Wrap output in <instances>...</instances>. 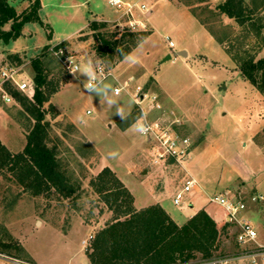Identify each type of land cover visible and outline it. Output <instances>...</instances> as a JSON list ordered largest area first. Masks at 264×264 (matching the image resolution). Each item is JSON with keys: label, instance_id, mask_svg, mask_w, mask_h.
Listing matches in <instances>:
<instances>
[{"label": "rangeland", "instance_id": "obj_1", "mask_svg": "<svg viewBox=\"0 0 264 264\" xmlns=\"http://www.w3.org/2000/svg\"><path fill=\"white\" fill-rule=\"evenodd\" d=\"M145 1L148 11L136 13V18L147 28L135 33L146 38L125 59H104L96 50L91 21L106 23L102 32L128 31L119 25L126 19L107 0H42L44 26L28 23L17 40H0V84L5 67L16 68L21 80L33 79V61H45L48 79L57 89L44 106L45 142L55 150L60 170L73 187L71 194L53 190L36 196L11 174L0 172V264H91L93 237L116 217L92 185L106 167L132 193L137 210L156 204L153 193L170 188L175 192L185 178L193 176L199 190L187 195L189 208L197 206L190 197L206 187L212 197L228 193L243 201L250 221L251 211L264 215V195L257 188L264 177V89L242 73L247 61L264 58V0H245L248 20L244 24L219 12L217 6L224 0ZM12 4L21 13L30 2ZM10 28L11 23L5 26ZM168 36L175 42L173 49ZM61 43L65 54L57 56L51 49ZM183 51L186 55L180 54ZM66 57L80 70L70 72ZM100 63L118 79L111 76L87 91L91 73ZM136 80L142 82L144 92L169 100L161 102L165 118L178 120L174 128L191 140L192 151L182 165H151L145 138L126 129L132 128L140 111L134 105L130 114L126 112L134 101L125 91L116 96L114 88ZM1 94L0 140L19 153L35 120L14 95L6 103ZM226 231L239 230L229 226ZM261 232L264 239V229ZM227 236L223 235L218 254H241L245 246H237ZM259 244L258 233L257 241L246 249L256 250Z\"/></svg>", "mask_w": 264, "mask_h": 264}, {"label": "trees", "instance_id": "obj_2", "mask_svg": "<svg viewBox=\"0 0 264 264\" xmlns=\"http://www.w3.org/2000/svg\"><path fill=\"white\" fill-rule=\"evenodd\" d=\"M13 1L16 0H0V40L6 43L20 38L28 23L45 25L40 15L42 0H25L30 4L21 13L16 11ZM244 3L245 0H224L217 9L222 15L244 24L248 20ZM9 23L11 28L6 30L5 26ZM89 26L95 35L96 50L101 58L111 61L115 56L125 59L146 38L145 34L129 30L121 35L119 32H102L107 27L106 23L95 20ZM209 31L215 37V33ZM48 38L52 40L51 33ZM60 48L64 49V43L55 46V51ZM13 57L20 59L17 54ZM44 62L42 58H37L32 63L33 99L21 95L11 83H5V90L21 102L35 124L27 135L22 152L13 153L0 140V172H8L25 190L36 196L53 190H67L71 194L72 184L60 170L55 150L45 142L48 135L44 106L57 89L48 79L49 72ZM242 73L256 87L264 89V58L257 62L247 61ZM92 185L116 217L113 223L93 237L88 254L91 264H192L232 256L218 254L222 237L228 235L226 230L230 225L225 224L220 229L205 210H200L182 226L159 204L137 210L132 193L108 167L92 181ZM236 236L237 233L227 237L236 240Z\"/></svg>", "mask_w": 264, "mask_h": 264}, {"label": "built area", "instance_id": "obj_3", "mask_svg": "<svg viewBox=\"0 0 264 264\" xmlns=\"http://www.w3.org/2000/svg\"><path fill=\"white\" fill-rule=\"evenodd\" d=\"M170 1V0H165ZM107 2L118 11L121 12V18L126 19L120 21L119 25L128 28L131 32H140L147 28V24L136 18V13H146L149 9L148 3L143 0L140 3H132L124 0H107ZM169 47L173 49L176 45L171 37H166ZM51 51L57 56H63L65 50L60 48L55 51V47ZM67 61V62H66ZM65 64L70 72L75 73L80 70L78 65L69 62L68 57L65 58ZM21 73L14 67H5L1 72L0 93L2 99L6 103H11L13 97L5 90V83H11L17 90L30 98H33L35 84L31 77L21 80ZM113 74L105 68L103 64H98L91 73V77L86 84L87 91L99 86ZM132 84L129 82L119 83L114 88V94L120 96L124 91L129 92ZM135 103L139 108V115L133 122L132 127L136 133L145 138L149 145L151 165L159 164H183V161L189 157L192 151L191 140L181 136L174 128L179 121H170L165 118L163 105L157 95L144 92L143 86H137L133 93ZM148 101V102H147ZM145 104V106H144ZM90 114L91 111H88ZM199 190V182L193 176L184 179L183 186L177 190L174 196V203L179 207H188L185 199L187 195L195 193ZM262 198V197H260ZM211 202L221 206L225 212V223L232 227L238 228L236 241L238 245L245 246L243 252L239 255H232L220 258H214L203 262H194L192 264H232L237 260H248L249 264H264V245H260L256 250L246 249L249 244L257 241L258 232L254 228L252 222L245 216L247 210L246 204L238 200L234 195L219 194L211 198ZM86 244V241H84Z\"/></svg>", "mask_w": 264, "mask_h": 264}, {"label": "crops", "instance_id": "obj_4", "mask_svg": "<svg viewBox=\"0 0 264 264\" xmlns=\"http://www.w3.org/2000/svg\"><path fill=\"white\" fill-rule=\"evenodd\" d=\"M176 8H180L182 10H185V12H187L189 14V11L184 7L182 8V7L176 6ZM211 37L213 38V40H215L212 35H211ZM52 39H53V37H52ZM58 42H56V43H58ZM113 77L118 79L116 77V75H114V74H113ZM140 80H138V81L136 80L135 83H132L131 90L128 93L126 92L127 95L130 96V98H132V100L134 101V103L130 104L129 107H127V106L125 107L126 112H128L129 114H130L131 110L133 109V106L136 105L135 98H133V93L135 92V88L138 85L139 86L143 85ZM157 96L159 97V99L161 97V99H160L161 102H163V101L165 103L169 102V100L167 101V99H164L160 94ZM144 106H145V104H144ZM126 112H124L123 114H125ZM111 127L113 129L114 123L111 124ZM126 129H128V130L130 129L129 131L132 132L133 127L132 128L131 127L126 128ZM128 130H126V131L128 132ZM125 133L126 132H122V134H125ZM132 133L135 134L134 132H132ZM256 147H258V146L256 145ZM258 149L260 150V147H258ZM257 188L259 189V193L264 195V177L262 178V180L259 183ZM176 192L177 191L173 192L171 190V188L170 189H163V190H160L158 192L153 193L151 197H153V200H154V201L153 200L152 201L155 202L156 204H160L177 224H179V225L185 224L189 219H191L200 210H205L216 221L219 228H222L226 224L225 223V212H224V210L221 209L219 207V205H217L216 203L211 202L212 192L208 191L206 189V187L203 188L202 192H199L195 196L193 195L190 197L192 204H193V202L196 203V205H197L196 209L194 208L195 206H193V205H191L190 208L187 207L186 205L184 207H179V206L175 205L174 196H175ZM203 193H205V195H202ZM217 195H219V194H217ZM177 208H179V209H177ZM187 211L190 212V215L188 217H185L182 212H187ZM247 216L251 219V221L254 223V225L256 226V228L258 230L260 245H264V239L262 238V235H261V233H262L261 231H262V229H264V215H263V213L260 212V213L256 214V213L251 211L248 213ZM228 235H232V234L228 233ZM239 261H241V260H239Z\"/></svg>", "mask_w": 264, "mask_h": 264}, {"label": "water", "instance_id": "obj_5", "mask_svg": "<svg viewBox=\"0 0 264 264\" xmlns=\"http://www.w3.org/2000/svg\"><path fill=\"white\" fill-rule=\"evenodd\" d=\"M180 54L181 55H186V52L183 51V52H180ZM168 58H170V56Z\"/></svg>", "mask_w": 264, "mask_h": 264}]
</instances>
